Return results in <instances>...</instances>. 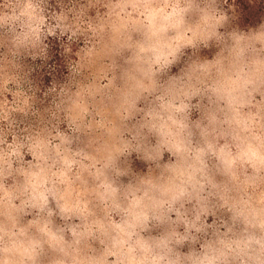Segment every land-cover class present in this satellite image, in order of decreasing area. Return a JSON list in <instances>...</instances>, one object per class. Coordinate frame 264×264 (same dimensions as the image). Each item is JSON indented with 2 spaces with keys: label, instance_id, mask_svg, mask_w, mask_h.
<instances>
[{
  "label": "clouds",
  "instance_id": "obj_1",
  "mask_svg": "<svg viewBox=\"0 0 264 264\" xmlns=\"http://www.w3.org/2000/svg\"><path fill=\"white\" fill-rule=\"evenodd\" d=\"M202 4L107 0L84 19L74 0H0L12 57L0 67V264H264V0ZM252 15L258 26L230 30ZM200 45L185 71L181 54ZM102 56L111 63L92 84L61 86ZM113 91L114 119L89 121L99 136L73 149L91 115L85 93ZM29 92L67 97L50 101L53 119L69 105L66 131L21 127L38 114ZM54 215L80 223L55 226Z\"/></svg>",
  "mask_w": 264,
  "mask_h": 264
},
{
  "label": "rangeland",
  "instance_id": "obj_2",
  "mask_svg": "<svg viewBox=\"0 0 264 264\" xmlns=\"http://www.w3.org/2000/svg\"><path fill=\"white\" fill-rule=\"evenodd\" d=\"M106 2L107 0H99V3L97 2V0H86L84 4H82L85 6L87 10V16H85L84 19H87L88 16L94 17L97 10L103 12L104 9L102 5ZM197 2L201 3V6H203L202 0H197ZM196 19L197 17L195 16L192 17L193 22ZM249 19L251 20L250 24H246L242 20L232 21L230 24V30H234L237 35L246 34L249 28H255L256 26H258V23H259L258 19L254 15L250 16ZM135 38L136 37L134 36V39ZM212 43L215 44V41H213ZM232 43L233 42L231 40L228 41L229 46H231ZM8 47H9L8 45H4L3 43H0V56H3L5 58L6 64L8 60L12 59L11 55L8 53ZM257 47H259V45H257ZM202 48H203V45H200L197 48L185 49L184 53H187L188 55H184V53L181 54V60H183V66H184L185 71H188V69L193 63L201 62L203 60V57L201 55ZM5 51H7V54H4ZM124 55L126 57L128 53H124ZM261 55L264 56V53H261ZM115 59L118 65L123 64V61L119 57H115ZM110 63L111 61L107 57L102 56L100 58H97L94 63H92L91 65H86L82 70H80L81 74L77 75L74 80L64 81V83L61 86L67 87L71 92H74L77 90V87L79 85H85V86L90 85L95 80H97L99 76L103 74V70H107V66ZM177 67L178 65H174L170 69H167L165 73H163L159 77V81L163 83L167 81L170 76L179 75V73L177 72ZM116 74H117L116 87L119 88L122 86V81L119 78L120 77L119 68H117ZM108 75L109 77H111L112 73L108 72ZM102 83H107V80L102 81ZM43 86H44V83L41 84V87ZM25 88H27L26 85H25ZM57 91H59V88H57ZM29 96H32L31 103L34 106L33 110L37 111L38 114L33 116L31 113H29V116L27 118H21L24 120V123L21 124V127L31 126L33 129L37 131H41L43 132V134L46 135L47 133L44 132V129L46 128L51 129L52 125L55 124V125H58L61 131H66L65 125L68 123L67 116L69 115L66 109L68 108L69 105L66 103L62 104L61 109L57 112V119H53L51 112H55L57 110L54 107V105L50 103V101L53 97H55L56 103H60L61 99L67 100V97L61 98V97H57L56 93H51L48 99L46 100L40 97L39 93H36L35 95H33L32 92H29ZM115 97H116V94L114 91L108 94L101 92V93H94L92 95H89L85 93L84 102L89 106V112L91 113V115L85 117L80 132L76 133V136H78L79 139L77 141L74 137V143L72 145L73 149L77 147V144H79L80 147H84L88 145L90 142L96 141L97 137L99 136V132L95 128L89 131L87 127H85L89 123V121H97L102 118L106 120L114 119L115 110H114L113 105L119 103V101ZM259 98L260 97L257 96V99ZM0 99H2V96H0ZM8 99L11 100L12 97L9 96ZM148 99L150 100L152 99V97H149ZM195 103L196 101L194 100L193 104ZM203 103L204 105H207L208 101L205 99ZM146 106H147V101L143 99L137 105V107L139 108H144ZM46 109H50V111H46ZM77 113H78V110L72 112L71 115L75 116L77 115ZM97 113H100V115H97ZM199 116H200V113H198L196 108H193L190 113V121L192 123L196 122ZM115 119H116L117 124H119L118 118H115ZM136 119H139V116H137ZM77 123H80V122L77 121ZM125 123H135V120L130 121V122H125ZM193 131H195V129H193ZM52 134L55 135V132L53 131ZM195 138L196 139L199 138L198 133ZM54 143H59V141H54ZM95 146H96L95 143H93V147ZM31 159L32 158L30 155L25 156L26 161L31 160ZM17 166L18 165H14V167H17ZM121 167H126V164L124 163V161H121ZM17 179L22 181L23 178L18 177ZM82 179L86 182V184L81 185V187L90 188L92 186L93 182L91 178L87 175V173L83 175ZM5 183L6 185H11L12 180L9 179L5 181ZM77 184H80V182L77 181ZM15 203L19 204V201H15ZM51 207L54 210L58 211L54 203L51 204ZM90 207H92V205H90ZM2 211L3 210L0 209V212ZM95 211L97 212L98 215L102 214L99 208H95ZM34 216H35V211H32L31 215H25L22 213L18 214L17 219L19 220L21 225H25L27 224L28 220L33 219ZM52 220H53L54 225L59 226V227L65 226L66 223L68 224L80 223V221L77 220L75 217H73L70 221L66 222L62 220L59 215H54L52 217ZM0 222H6V217L2 214H0ZM42 264H48V260L46 258L43 259Z\"/></svg>",
  "mask_w": 264,
  "mask_h": 264
},
{
  "label": "trees",
  "instance_id": "obj_3",
  "mask_svg": "<svg viewBox=\"0 0 264 264\" xmlns=\"http://www.w3.org/2000/svg\"><path fill=\"white\" fill-rule=\"evenodd\" d=\"M85 1L86 0H74V3H76L77 6H78L80 4H84ZM64 3L67 4L68 0H64ZM0 43H3L4 45H8L7 36L4 33H1V32H0ZM4 54H7V51H5ZM5 65H6L5 58L3 56H0V67H3Z\"/></svg>",
  "mask_w": 264,
  "mask_h": 264
}]
</instances>
